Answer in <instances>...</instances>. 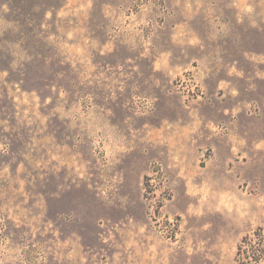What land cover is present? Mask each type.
Listing matches in <instances>:
<instances>
[{"label": "rangeland", "instance_id": "rangeland-1", "mask_svg": "<svg viewBox=\"0 0 264 264\" xmlns=\"http://www.w3.org/2000/svg\"><path fill=\"white\" fill-rule=\"evenodd\" d=\"M0 264H264V0H0Z\"/></svg>", "mask_w": 264, "mask_h": 264}, {"label": "trees", "instance_id": "trees-1", "mask_svg": "<svg viewBox=\"0 0 264 264\" xmlns=\"http://www.w3.org/2000/svg\"><path fill=\"white\" fill-rule=\"evenodd\" d=\"M244 241H241L243 243ZM241 246V245H240ZM238 247L237 253L239 254L241 252V247ZM249 258L254 259L255 261L263 260V252L261 249H253L251 253L249 254Z\"/></svg>", "mask_w": 264, "mask_h": 264}]
</instances>
